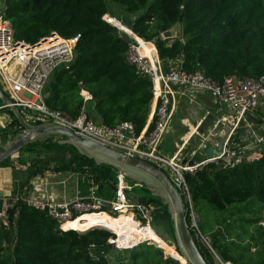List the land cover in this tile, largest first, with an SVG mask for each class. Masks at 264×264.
<instances>
[{
  "label": "trees",
  "instance_id": "obj_1",
  "mask_svg": "<svg viewBox=\"0 0 264 264\" xmlns=\"http://www.w3.org/2000/svg\"><path fill=\"white\" fill-rule=\"evenodd\" d=\"M3 4L16 41L35 44L55 32L74 44L73 59L57 67L44 86L46 106L76 116L90 102L96 121L110 127L129 121L138 133L152 99L149 79L136 74L125 61L128 36L101 18L111 4L130 15L131 20L124 24L122 19V23L139 38L152 41L161 61L182 58V69L200 70L216 82L232 74L240 78L264 74V0H3ZM174 24L179 25L181 37L163 40L161 32ZM81 89L91 95L90 101L84 102ZM5 110L11 122L8 129H0L2 141L21 128L11 110ZM255 121L260 122L258 117ZM45 137L19 150L15 161L25 172L15 170L10 157L1 164L12 167L14 182L4 202L7 226L0 219V264H180L165 256L162 248H166L155 237L150 240L162 248L143 242L118 250L109 244L114 234L104 227L119 232L124 225L133 228L130 216L104 222L93 215L85 218L87 228L80 222L82 217L77 224L84 230L64 229L28 205L19 196L22 188L47 171L77 174L81 195L89 192L92 181L98 198H114L115 167L95 162L73 145ZM200 173L187 176V181L201 235L223 260L264 264V145L257 160L233 167L210 166ZM141 191L135 199L140 204L152 202L151 215L167 224L176 245L168 204L145 185ZM185 221L203 258L213 264L187 211Z\"/></svg>",
  "mask_w": 264,
  "mask_h": 264
},
{
  "label": "built area",
  "instance_id": "obj_2",
  "mask_svg": "<svg viewBox=\"0 0 264 264\" xmlns=\"http://www.w3.org/2000/svg\"><path fill=\"white\" fill-rule=\"evenodd\" d=\"M2 4L3 0H0V8ZM4 15L5 11L0 14V82L7 91L11 103L20 110L25 118L24 112L29 113L30 118L39 124L49 122L67 127L97 143L145 160L158 167L168 176L172 185L182 196L190 218L193 216L194 209L187 176L195 175L197 171L201 172L206 167H233L243 161L257 160L261 156V149L264 145V74L242 78L232 74L224 77L221 82H216L206 77L200 70L187 72L182 69V58L174 59L176 60L175 64L171 63L172 60L161 61L152 41L139 38L130 28L124 27L117 18L104 14L101 18L106 23L124 31L128 36L125 61L135 70L136 74L149 79L154 99L151 126L138 133L134 130L133 124L127 121L110 127L96 122L83 109L76 116H72L65 111L50 109L46 106L44 86L57 67L67 64L73 59L74 44L71 40L55 32L35 44L16 41L13 28ZM12 60L17 66L16 70L8 69V64ZM199 90L209 92L228 110L211 122V131L214 133L209 135L210 139H204V132H198L200 124L193 128L192 134L200 135L202 143L185 154L186 161H183L177 153L166 157L161 152L160 145L176 112L177 101L182 96L191 99L193 98L191 93ZM80 95L84 102L91 100V95L84 89L80 90ZM1 109H8V106L0 103ZM247 116H251L252 120H256L258 117L260 122H255L253 125L256 127V133L253 131L252 134H249V137H253V144L248 142V145H243L238 142L236 137H239L237 136L238 128ZM224 126L229 128V132L224 136L221 150L216 156H204L203 152L208 146L215 148L218 145L217 136ZM238 133L240 136L243 135L241 132ZM191 140L193 138H189L188 143ZM240 141L245 143V140ZM184 147L185 142L181 152ZM192 157L199 158L195 161L188 160ZM124 182H127L126 177L118 172L112 200L96 198L94 191L90 190L86 197L62 202L33 198L25 199V202L33 208L43 211L46 216L64 229H68L64 227L66 223L81 219L84 215L89 214L119 217L121 214L128 213L131 215L133 223L137 219H145L147 217L145 207L128 198L127 191L131 187L126 186ZM2 200L5 202L7 199L2 198ZM0 219L7 226L4 211L0 213ZM82 221L85 220H80V222ZM136 224V227L141 230L138 226L139 223ZM192 226L196 236L201 241L203 240L206 244L204 245L209 249L213 264H232L231 261L223 260L216 254L207 238L201 235L196 224ZM130 229L133 230V228L124 225L120 230L121 234L117 230L113 231L114 236L108 239V243L118 250L138 245L139 241L128 242L124 237L123 233L130 232ZM156 243L158 247L162 248L159 242ZM185 264L187 263L185 262Z\"/></svg>",
  "mask_w": 264,
  "mask_h": 264
},
{
  "label": "water",
  "instance_id": "obj_3",
  "mask_svg": "<svg viewBox=\"0 0 264 264\" xmlns=\"http://www.w3.org/2000/svg\"><path fill=\"white\" fill-rule=\"evenodd\" d=\"M4 11V4H2L0 14ZM160 36L163 40L169 41L179 39L181 37L179 25H172L161 32ZM0 103L8 106V109L11 110L21 126L20 130L11 139H8L1 145L0 166L7 158L18 153L21 148L30 144L35 139L41 136H59L62 138L59 140L60 143L73 145L79 152L92 158L97 163L115 167L125 177L133 178L143 183L153 194L160 196L168 204L170 209L173 235L181 257L187 264H208L200 253L186 224V209L182 196L161 169L145 160L129 156L119 150L79 135L67 127L49 122L37 125L27 122L20 110L4 94L2 88H0ZM212 121V115H206L198 127V132L203 133ZM223 129L226 135L229 132V128L225 126ZM224 136L218 139V145L215 148L208 146L203 152V155L208 157L216 156L218 151L221 150ZM191 143H193V140H191ZM200 174V171H197L195 176L199 177ZM143 242V239L139 240V243Z\"/></svg>",
  "mask_w": 264,
  "mask_h": 264
},
{
  "label": "rangeland",
  "instance_id": "obj_4",
  "mask_svg": "<svg viewBox=\"0 0 264 264\" xmlns=\"http://www.w3.org/2000/svg\"><path fill=\"white\" fill-rule=\"evenodd\" d=\"M107 14L109 16H111V17L113 16V17L117 18L121 23H122L121 20L124 19V21L126 22V23L123 22L124 24H127V22H129L131 20L130 17H129L130 15L125 14L121 8H119L117 6H113L112 4L110 5L109 13H107ZM122 15H124V18H122L123 17ZM123 23H122V25H124ZM124 27L129 28V27L125 26V25H124ZM122 32H124V31H122ZM153 45H154V43H153ZM156 53H157V50H156ZM171 63L175 64L176 60H172ZM9 68H12L14 70L17 69V66L14 64V60H12L8 64V69ZM5 93L7 94V91H5ZM185 100H188V99L187 98H183V102H181V104L179 102V104H178V112L176 111L174 113V116H173V118L171 119V121L169 123L168 132L166 133V135L168 134V138L169 139H170V136L171 137L173 136V139L175 140V143L173 145L172 144H168V140H166L167 136L165 135V138H164L163 142L160 145L161 152L166 157H170L171 156L170 154H168L169 153L168 150L169 151L170 150L173 151V150L176 149V146L180 147V145L182 146L184 144V142H185V147L183 148V151H182V154H184V155L187 152H189V151L193 150L194 148H196L197 145H201V143H202L201 142L202 138H201L200 135L194 134V133L192 134V130L196 126V124H197V122L199 121L200 118H198L197 115L195 116V114L192 116V114L188 110L189 109L188 106H190L191 104L189 105L187 103V101H185ZM186 103L188 105H186ZM194 106H196V105H194ZM5 111H6L5 109H1L0 110V129H3V130L8 129L7 125L11 122V120H6V117L4 118V116H2L4 114L3 112H5ZM24 114H25L28 122H30L32 124H35V125L39 124V122H35L33 119L30 118V114L29 113L24 112ZM8 117H9V115H8ZM213 119H214L213 121H215V116H213ZM254 120L255 119H253V121ZM255 129H256V127H253L252 124L245 123V130L241 131V133H243V135L240 136V137H236L238 139V142L239 143L241 142L243 145H248V142H251L253 144V142H252L253 141V137L252 136L249 137V134H252L253 131L256 133ZM18 130H20V129H18ZM203 132L205 134L204 139H206V138L210 139L209 135L214 133V132L212 133V131H211V125H209ZM246 133H247V135H245ZM13 136H14V134L12 136H9L8 139H11ZM258 137H259V135L257 136V138ZM44 138H46V137L45 136L44 137L41 136V137H39V138H37L35 140H37V141L38 140H43ZM189 138H193L194 145H190L188 143ZM239 138H241L240 140H245L244 141L245 143L240 141ZM8 139H6L5 141H7ZM52 139L59 141L60 137L59 136H55V137L52 136ZM5 141L0 140V147H1L2 144L5 143ZM0 151H1V148H0ZM15 156H16L15 154L11 156L12 157V158H10L11 162H15ZM1 167L6 169L7 166H1ZM17 167L20 168V169L22 168L20 165L19 166L17 165ZM4 172L6 173L5 170H4ZM61 176L64 178V180L67 181V179H68V181H69L70 176H68L66 174H59L58 175V174H55L54 172H52V173H48L47 172V178H49L50 181L58 180V178H60ZM126 181L127 182H124L125 185L131 187V189L129 188L128 191H127L128 198L130 200L134 201V202H137V200L135 199V196L139 197L140 195L143 194L142 191H141V188L144 186V184H142L141 182H139V181H137V180H135L133 178H130L129 180L127 178ZM0 183H1V181H0ZM91 183H92V185H91V187L89 189V192H90V190L94 191L96 198H98L97 197V193H96V186L93 184L92 181H91ZM89 192H87V195H89ZM79 197H86V196H79ZM76 198H78V197H76ZM47 200L51 201V202H59V201H52L51 199H47ZM60 202H62V201H60ZM103 206H104V204H103ZM153 208H154V205L151 202L150 205L148 206V209L145 207V211H146L147 217H145V219L144 218L137 219V221H135V222L139 223L138 226L141 229L146 227L147 224H149L148 227H150L158 235L160 240L164 241V243L173 252H175L177 254V255H175V254L173 255V253L169 252V250H167V248L166 249L163 248V252H164L165 256H171L172 258L177 259L179 261V263L181 264L180 260H183V259H182L181 255H180V253L178 252V250H176L177 247H176L175 244H173V240L170 238V230L168 228H166L165 225H167V224L163 220L159 219L160 223H158L156 221L157 218L153 217L151 215L152 214L151 211H152ZM102 211H104V209H102ZM122 215L129 216V214L127 213V214H121L119 217L115 216L113 218H120V217L122 218ZM192 215L193 216L190 218L191 226L194 225V224H197V221H198V218H199V216L196 214L195 211L193 212ZM147 221H150L151 223H148ZM161 221H163L162 222L163 224L161 223ZM260 224H263V223L261 222ZM136 225L134 224V227H133L132 231L140 230V229H138L136 227ZM84 226H86V228L89 227V225H84ZM99 226H101V225H99ZM102 227H104V226H102ZM73 228L74 229H79L78 226H75V225H73V227L68 228V229H73ZM104 228H106L107 230H109L111 232L115 231V229H112V228H107V227H104ZM129 233H131V231ZM190 233H191V231H190ZM191 235H192V233H191ZM192 236H193V238L195 237L194 235H192ZM155 238H157V237H155ZM197 238H199V237L197 236ZM144 242H147V243H150V244H155L157 246V243L155 241L150 240V239H148L147 241L144 240ZM203 244H205L204 241H203ZM251 251H255L254 247H251ZM182 264H184V263H182Z\"/></svg>",
  "mask_w": 264,
  "mask_h": 264
},
{
  "label": "crops",
  "instance_id": "obj_5",
  "mask_svg": "<svg viewBox=\"0 0 264 264\" xmlns=\"http://www.w3.org/2000/svg\"><path fill=\"white\" fill-rule=\"evenodd\" d=\"M154 47H155V45H154ZM164 67H166L165 64H164ZM0 84H1V82H0ZM0 88H2L4 94L8 97V95L5 93V88H4L3 84H1ZM191 94L193 95L192 96L193 98H191V99L188 98V97H185V96H182V97H180L178 99L176 111L178 112V104H179V102L181 104V102H183V98H187L188 100H185V101H187V103L189 105L191 104L190 106H188L189 112L192 114V116L195 114V116L197 115V117L200 118L199 121L197 122V124H200L201 121L204 119V117L206 115H208V114H211L212 117L215 116V119H217L218 117H221L222 114L225 113V111L227 112V110H228L227 107H225L224 105L220 104L216 100V98L213 97L209 92L200 91L199 90V91H196L194 93L192 92ZM187 103H186V105H188ZM194 105H196V106H194ZM153 106H154V99L152 97L151 103H150V109H149L148 117L146 119V123H145V125L142 127V129L139 132H141L144 129H146L150 125V123L152 122ZM83 109L96 121V119H95V118H97L96 117V113L94 112V110L92 108V104H90V102L85 103ZM3 113L5 115L3 114L2 116H4V118L6 117V120H10V118L7 115L8 114L7 111H5ZM26 121L28 122L27 119H26ZM127 122H129V121H127ZM255 122L256 121H253L251 119V116H247L245 118V120L240 124V126L238 128V131H237V135L240 137L238 132H241V131L245 130V123H249V124L254 125ZM98 123H101V122H98ZM40 124H42V123H40ZM224 127H222V131L217 136L218 139L225 135L224 129H223ZM166 136H167L166 140H168V144H172L173 145L175 143V140L173 139V136L172 137L170 136V139L168 138V134ZM181 150H182V146L180 145V147L176 146V149L173 150V151H171V150L169 151L168 150L169 153L168 152L167 153L170 154V155H173V154L177 153L179 155V157L183 161H186L187 157L184 154H182ZM17 154L18 153L15 154L16 155L15 156V160H16V158L18 156ZM10 158H12V157H10ZM198 158L199 157H192L191 159H188V160L195 161ZM12 164L14 165V169L15 170H19V171L25 172V170H26L25 167L20 165L22 167L21 170H20V168L17 167V165L19 166V164L16 163V161L12 162ZM4 170L6 171V173L4 172ZM47 172L48 173H52L54 171H47ZM47 172H45L43 175L42 174H37L34 177H32L29 180V182H28L29 184H28L27 188L23 187L22 188L23 189L22 190V194H20L19 196L21 198H24V199H28V198L40 199V200L51 199L52 201H59V202L60 201H65V200H70V199H73V198H76V197H79V196H87V193L84 194V195H81L79 193L78 176H77V174L72 173V172H62V173L61 172H54L55 174H58V175L59 174H66V175L70 176L69 181H68V179H67V181L64 180V178L62 176L60 178H58V180L50 181V179L47 178ZM21 174H23V173H21ZM23 175H24V178H25V174H23ZM24 178H22V180ZM0 181L2 183V184L0 183V213H2L3 210H4V207H5V203L2 201V198L8 199V198H10V196L12 194L13 182H14L13 173H12V167L10 168L8 166V167H6V169L0 167ZM23 192H25V193H23ZM142 204H143L144 207H146L148 209L149 205L144 204V202ZM133 227H134V225H133ZM146 227H148V226H146ZM132 232H135V231L131 230V233ZM155 235H156L157 238H159L156 233H155Z\"/></svg>",
  "mask_w": 264,
  "mask_h": 264
},
{
  "label": "bare ground",
  "instance_id": "obj_6",
  "mask_svg": "<svg viewBox=\"0 0 264 264\" xmlns=\"http://www.w3.org/2000/svg\"><path fill=\"white\" fill-rule=\"evenodd\" d=\"M88 216V217H87ZM93 215H84L83 216V220H85V218H90L92 217ZM97 216V218L100 220V221H104V222H112V221H115V220H119L118 218H113V217H110V216H107L106 214H98V215H95ZM131 216V215H129ZM123 217H126L125 215H122V218ZM121 219V217H120ZM72 223L73 225L75 226H78L77 224V220L73 221V222H70ZM82 225H85L84 224V221H82ZM135 225H136V222H135ZM122 232H120L121 234ZM126 238V240L129 242H136V241H139L140 239H143V240H147V239H151V238H154L156 237L155 233L149 228V227H145V228H142L140 231H135V232H132L130 233L129 235L127 234V236H124ZM159 239V238H158ZM161 241V240H160ZM162 245L167 248V249H170L165 243L164 241H161ZM171 250V249H170ZM173 254L177 255L175 252H173ZM180 257V256H179ZM183 259V258H182ZM182 263L185 264V260H181Z\"/></svg>",
  "mask_w": 264,
  "mask_h": 264
},
{
  "label": "flooded vegetation",
  "instance_id": "obj_7",
  "mask_svg": "<svg viewBox=\"0 0 264 264\" xmlns=\"http://www.w3.org/2000/svg\"><path fill=\"white\" fill-rule=\"evenodd\" d=\"M193 142H194V140H193ZM189 144L192 145L191 141L189 142Z\"/></svg>",
  "mask_w": 264,
  "mask_h": 264
},
{
  "label": "clouds",
  "instance_id": "obj_8",
  "mask_svg": "<svg viewBox=\"0 0 264 264\" xmlns=\"http://www.w3.org/2000/svg\"><path fill=\"white\" fill-rule=\"evenodd\" d=\"M163 249V248H162ZM175 259V258H174ZM177 260V259H176Z\"/></svg>",
  "mask_w": 264,
  "mask_h": 264
}]
</instances>
